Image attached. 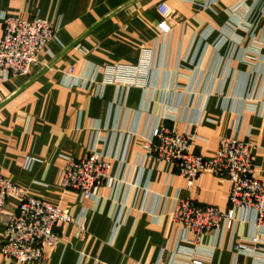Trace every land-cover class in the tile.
Masks as SVG:
<instances>
[{
	"label": "crops",
	"instance_id": "crops-1",
	"mask_svg": "<svg viewBox=\"0 0 264 264\" xmlns=\"http://www.w3.org/2000/svg\"><path fill=\"white\" fill-rule=\"evenodd\" d=\"M162 2L172 20L159 15ZM7 16H40L57 30L30 75L0 76V175L74 219L43 264H189L177 250L194 246L180 239L174 208L190 200L226 212L231 183L203 172L189 186L147 145L156 128L187 133L212 160L233 135L251 143L264 179V0H0V39ZM144 47L153 53L144 86L103 84L105 66L135 65ZM92 153L111 163L109 179L90 197L63 188L69 158ZM27 157L36 160L30 171ZM8 202L11 213L19 201ZM255 219L238 211L233 229L202 236L197 258L264 264V234L248 241ZM5 232L3 224L0 250ZM0 264L21 263L0 252Z\"/></svg>",
	"mask_w": 264,
	"mask_h": 264
},
{
	"label": "built area",
	"instance_id": "built-area-1",
	"mask_svg": "<svg viewBox=\"0 0 264 264\" xmlns=\"http://www.w3.org/2000/svg\"><path fill=\"white\" fill-rule=\"evenodd\" d=\"M157 11L164 20H172L175 16V11L165 2L158 5ZM56 32V27L40 16L30 19L5 17L3 36L0 39V76L10 78L30 75ZM152 67L153 53L144 47L140 61L135 65L105 66L102 69L103 84L122 89L142 87ZM73 71V68L70 69L69 74L72 75ZM72 78L74 83L75 78ZM194 138L191 134L156 128L147 147L155 150L159 161L174 164L189 186L203 172L227 178L231 183L229 208L226 212L213 206L197 205L190 200L179 202L172 212L173 220L182 228L180 239L194 246L192 249L179 247L178 253L189 256V264H205L197 258V246L202 236L233 229L238 211L253 212L256 215L254 226L258 232L251 234L248 241L256 245L263 243L264 179L256 176L258 170L249 141L233 135L226 136L220 141L214 158L205 160L194 152ZM35 161L33 157H27L23 169L32 170ZM110 170L111 163L95 153L82 160L69 158L61 172L60 185L90 197L97 187L109 179ZM9 197L19 201L11 213L7 211ZM73 222L68 211L31 196L26 189L0 175V227L6 224L0 250L4 259L21 264H43L45 251L60 243L59 228ZM85 233L86 221L77 226L76 237ZM236 250L239 253L249 251L243 245H238Z\"/></svg>",
	"mask_w": 264,
	"mask_h": 264
}]
</instances>
